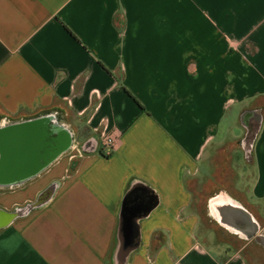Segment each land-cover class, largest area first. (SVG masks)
<instances>
[{"label": "crops", "instance_id": "1", "mask_svg": "<svg viewBox=\"0 0 264 264\" xmlns=\"http://www.w3.org/2000/svg\"><path fill=\"white\" fill-rule=\"evenodd\" d=\"M44 111L70 128L72 147L0 194L11 210L53 186L0 230V264H117L122 200L136 184L158 202L124 264H256L212 241L210 198L199 204L192 183L211 177L253 114L247 195L230 196L264 235V0H0V116ZM113 131L107 155L101 136Z\"/></svg>", "mask_w": 264, "mask_h": 264}, {"label": "water", "instance_id": "2", "mask_svg": "<svg viewBox=\"0 0 264 264\" xmlns=\"http://www.w3.org/2000/svg\"><path fill=\"white\" fill-rule=\"evenodd\" d=\"M253 114L246 112L242 116V125L248 128ZM73 135L56 114H41L0 126V186L18 187L38 176L58 157L71 149ZM97 141L86 140L82 149L95 151ZM16 176V177H15ZM128 208L124 222L118 228L117 264H124L130 252L139 245L138 220L150 212L158 202L153 192L140 184ZM53 190L38 198L32 207L45 203ZM219 202L224 206L220 207ZM208 209L221 225L235 233L264 246V235L259 233V225L252 214L226 193H219L208 200ZM25 209L8 210L0 207V230L21 217Z\"/></svg>", "mask_w": 264, "mask_h": 264}, {"label": "rangeland", "instance_id": "3", "mask_svg": "<svg viewBox=\"0 0 264 264\" xmlns=\"http://www.w3.org/2000/svg\"><path fill=\"white\" fill-rule=\"evenodd\" d=\"M250 123L248 124V129ZM242 129L243 132L240 136L230 140L216 154L214 171L211 177L208 176L192 183V189L194 188L193 190L197 194L199 204H204L206 197L211 198L219 193L234 195L241 200L246 198V190L251 179V170H249L251 162L250 143L254 138L257 127L254 125L250 131L247 128L245 130L244 127ZM2 193H4V190H0V194ZM35 201L36 198L27 203H34ZM4 205L6 204L0 203V207H4ZM23 205L13 206L11 209ZM201 214L204 216V227H207L206 232L208 231L209 233L210 231L212 233V241L214 240L215 243L226 242L236 249L242 248V252L250 257L251 262L264 264V247L262 245L257 244L253 239L246 243L244 237L228 231L212 215L206 212Z\"/></svg>", "mask_w": 264, "mask_h": 264}, {"label": "trees", "instance_id": "4", "mask_svg": "<svg viewBox=\"0 0 264 264\" xmlns=\"http://www.w3.org/2000/svg\"><path fill=\"white\" fill-rule=\"evenodd\" d=\"M49 113H54L56 114L55 112L53 111H44V112H41L37 115H41V114H49ZM33 116H36V115H33ZM31 116V117H33ZM57 116V114H56ZM28 118V117H27ZM57 118L59 119V121H61V118H59L57 116ZM62 122V121H61ZM70 129V128H69ZM110 154V153H109ZM108 155V154H107ZM136 191L134 189V186L131 185L125 192L124 196H123V200H122V205H121V209H120V222H124L125 220V217L127 216V213H128V208L134 198V195H135ZM32 203H27L23 206H20V207H16L15 209L17 208H22V209H25L26 212L24 213V215H27L28 213H30L32 210H34L35 208H38L39 206H36V207H32L31 206ZM23 215V216H24Z\"/></svg>", "mask_w": 264, "mask_h": 264}, {"label": "flooded vegetation", "instance_id": "5", "mask_svg": "<svg viewBox=\"0 0 264 264\" xmlns=\"http://www.w3.org/2000/svg\"><path fill=\"white\" fill-rule=\"evenodd\" d=\"M27 118V117H26ZM22 119H25V118H4V117H1L0 118V126L1 125H3V124H10V123H15V122H17V121H19V120H22ZM254 125H256V127H257V125H258V122L257 121H251V123H250V126H249V129H248V131H250L251 129H252V127H254ZM0 160H1V157H0ZM16 177V176H15ZM16 187H13V188H4V187H2V186H0V190H4V192L5 191H7V190H12V189H15ZM52 188H53V186H49V187H47L44 191H42V193H40L38 196H37V198H36V200L38 199V198H42V197H44V195H48V193L50 192V191H52ZM219 206L220 207H223L224 206V204H223V202H219ZM11 210H13V209H11ZM240 236H242V234H239ZM243 237V236H242ZM255 242V241H254ZM258 244V243H257ZM264 247V246H263Z\"/></svg>", "mask_w": 264, "mask_h": 264}, {"label": "built area", "instance_id": "6", "mask_svg": "<svg viewBox=\"0 0 264 264\" xmlns=\"http://www.w3.org/2000/svg\"><path fill=\"white\" fill-rule=\"evenodd\" d=\"M119 137V134L114 131L102 134L101 144L103 148L107 150V154H109L116 147Z\"/></svg>", "mask_w": 264, "mask_h": 264}]
</instances>
